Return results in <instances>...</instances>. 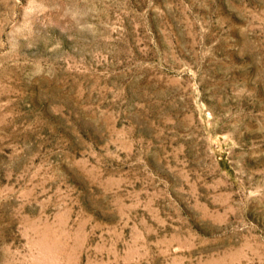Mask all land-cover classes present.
<instances>
[{
    "label": "rangeland",
    "instance_id": "obj_1",
    "mask_svg": "<svg viewBox=\"0 0 264 264\" xmlns=\"http://www.w3.org/2000/svg\"><path fill=\"white\" fill-rule=\"evenodd\" d=\"M0 264H264V0H0Z\"/></svg>",
    "mask_w": 264,
    "mask_h": 264
}]
</instances>
